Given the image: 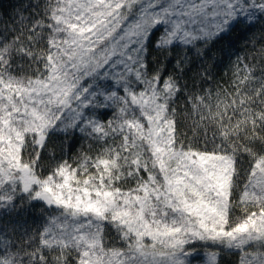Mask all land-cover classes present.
<instances>
[{
  "label": "snow or ice",
  "instance_id": "snow-or-ice-1",
  "mask_svg": "<svg viewBox=\"0 0 264 264\" xmlns=\"http://www.w3.org/2000/svg\"><path fill=\"white\" fill-rule=\"evenodd\" d=\"M0 264H264V0H0Z\"/></svg>",
  "mask_w": 264,
  "mask_h": 264
},
{
  "label": "trees",
  "instance_id": "trees-1",
  "mask_svg": "<svg viewBox=\"0 0 264 264\" xmlns=\"http://www.w3.org/2000/svg\"><path fill=\"white\" fill-rule=\"evenodd\" d=\"M8 0H4L5 5L7 6ZM237 50H240L241 45L237 44ZM219 48V46H217ZM209 64L211 65V72L214 76V80H226L231 75V67L228 61V58L226 56H223L221 53H217V60L215 63L212 61H209ZM227 73L228 75H225ZM80 147V144L77 143L73 147L69 149V158L73 157L77 153V149ZM86 148V145H85ZM39 215V209H33L29 213L25 214V217L27 219V223L29 225L33 224L34 218Z\"/></svg>",
  "mask_w": 264,
  "mask_h": 264
},
{
  "label": "rangeland",
  "instance_id": "rangeland-1",
  "mask_svg": "<svg viewBox=\"0 0 264 264\" xmlns=\"http://www.w3.org/2000/svg\"><path fill=\"white\" fill-rule=\"evenodd\" d=\"M233 259H235V257H233Z\"/></svg>",
  "mask_w": 264,
  "mask_h": 264
}]
</instances>
